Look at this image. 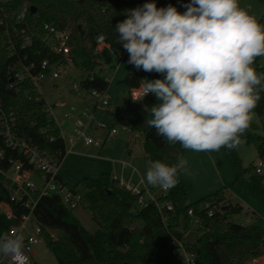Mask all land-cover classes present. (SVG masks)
Returning <instances> with one entry per match:
<instances>
[{
	"label": "trees",
	"instance_id": "trees-1",
	"mask_svg": "<svg viewBox=\"0 0 264 264\" xmlns=\"http://www.w3.org/2000/svg\"><path fill=\"white\" fill-rule=\"evenodd\" d=\"M24 1L36 7V24L46 21L58 29H70L71 54L76 66L82 70L81 87L106 91L109 79L103 75V70L113 69L115 56L125 51L122 43L117 42L118 34L114 29L118 22L127 19L125 13L131 9L130 5L124 0H17V3ZM260 1L264 4V0ZM189 2L169 0L181 13L186 11L183 5ZM257 21L264 25V14ZM100 34L111 44L112 51H95V40ZM36 44L41 47L39 42ZM29 52L32 56V51ZM36 58L54 59L55 56L42 48ZM259 58L253 67L258 74H264ZM14 59L0 40V100L14 111L18 134L42 151L58 156L62 162L66 154L65 140L59 126L45 110L46 101L36 100L35 93L27 98L24 93L8 87ZM103 64L107 68H103ZM120 82L127 88L139 87L137 72L127 73ZM259 94L261 99L253 111L261 115L264 111V88ZM155 99V95L150 93L145 102ZM92 111L97 120L111 130L116 126H126L131 132L141 133L145 155L152 162L160 161L172 166L178 155L185 156L186 149L181 144L174 146L166 137L159 136L156 129L149 127L148 117L128 118L100 106H94ZM242 139L254 143L258 156L264 160V124L260 126L251 121ZM225 151L236 169V182H247L264 199V174L257 172L256 164L243 166L239 147L234 150L225 148ZM11 158L29 166L23 154L7 149L6 158L0 160V168L8 169ZM57 179L69 185L61 174ZM179 180L176 187L158 196L160 200L173 203L174 209L168 211L167 222L163 221L153 201L140 207L137 196L108 172L98 179L84 177L74 186L69 185L80 195V205L91 212L98 225L96 231L85 229L73 215V209L66 207L57 194L42 196L33 212L43 228L44 241L59 264H145L151 258L156 259L157 264H170L172 255L168 242L172 237L182 240L186 249L195 254L196 264H251V260L264 255V228L257 223L242 224L232 220L233 215L244 210L243 204L226 199L223 190L188 203L184 174ZM2 203L11 207L14 217L6 216ZM206 203L209 206H205ZM190 209L193 210L191 215L188 213ZM209 209H213L212 215H208ZM28 212L29 208L13 199L0 172V234L8 233L9 228L18 224L21 216ZM196 219L199 222L194 226ZM54 229L62 232V236H52L51 230ZM190 230L196 231L197 239L193 245H188L185 239Z\"/></svg>",
	"mask_w": 264,
	"mask_h": 264
},
{
	"label": "clouds",
	"instance_id": "clouds-1",
	"mask_svg": "<svg viewBox=\"0 0 264 264\" xmlns=\"http://www.w3.org/2000/svg\"><path fill=\"white\" fill-rule=\"evenodd\" d=\"M179 12L155 0L126 10L118 22V43L128 64L163 79L142 80L134 101L149 93L160 103L145 111L149 127L184 149L213 152L237 149L261 99L264 74L253 67L264 57V25L239 0H190ZM187 160L177 156L168 166L149 161L147 184L170 190L186 172ZM20 232L0 234V254L10 264H30Z\"/></svg>",
	"mask_w": 264,
	"mask_h": 264
},
{
	"label": "built area",
	"instance_id": "built-area-1",
	"mask_svg": "<svg viewBox=\"0 0 264 264\" xmlns=\"http://www.w3.org/2000/svg\"><path fill=\"white\" fill-rule=\"evenodd\" d=\"M124 2L128 3L131 9H134L143 6L145 3L150 2V0H124ZM155 3L158 8L167 7L170 4L169 0H155ZM31 7L32 5L27 1L17 3V0H0V27L2 29L0 30V40L6 46L8 55L15 57L10 66L11 75L8 87L17 92L24 93L27 98L33 97V93H35L34 97L36 100L44 99L46 101L45 110H47L49 116L59 126L62 134L61 125L52 113V110L53 106L66 108L68 107V103L65 100H57L53 105H50L46 98V87L48 82L62 77L63 73L67 72L69 66L75 64L71 54V31L69 28L58 29L54 24L46 21L36 24L35 20L38 18V13L37 10L32 12ZM38 42L41 44V47L36 44ZM94 47L97 53H102L105 50L112 51L111 44L106 41L103 34L96 37ZM42 48L55 56V58L38 60L36 56L41 54ZM29 51H32V56ZM126 54L128 53L125 50L121 55L115 56L114 62L116 60L119 62ZM102 66L103 68H107L105 64ZM138 90L139 87L130 89V95L133 99H136L135 93ZM72 91L78 93L85 91L88 92V95L85 99L84 107L78 111L77 116L73 115V112H76L77 108L71 105L67 112L64 113V118L74 121L73 133L77 136L76 138L83 139L86 144L100 145V141L93 140L86 135V129L93 126L105 127L103 123L97 120L92 108L100 104H109V97L105 94V91L83 89L80 81L79 83H72ZM122 128L130 131L126 126H122ZM110 133L116 134L118 130L114 128ZM0 141V160L6 158V150L10 149L23 154L29 165L25 166L24 162L11 158L9 168L6 170L0 168V172L6 179L13 199L22 202L29 208V212L23 214L18 224L12 225L9 228L8 233L18 231L24 235L25 251L29 256L30 264H33V247L41 239L44 240L43 228L33 212L39 199L44 195L57 194L66 207L74 209L81 204V197L69 185L57 179L58 174H60L59 166L61 164L59 157L42 151L30 140L18 134L14 111L11 107L5 105L2 100H0ZM68 141L73 143L75 137L69 136ZM72 146L73 144L67 147L65 141L66 153L72 149ZM256 167L258 173H263L264 160H260L256 164ZM141 182L142 185L135 186L122 182L121 184L137 196V203L140 207L145 206L148 201H153L163 221L167 222L168 211L174 209L173 203L170 200H160L158 197L159 194L166 193L167 190L153 187L143 181ZM205 206H209V203H206ZM1 207L8 218L14 217L13 211L8 204L2 203ZM188 213L190 215L193 214V210L190 209ZM212 214L213 209H209L208 215ZM198 222L199 220L196 219L194 226ZM52 236L54 235L52 234ZM168 244L171 247L170 252L172 256L177 255L180 250H185L187 252V264H196L195 254L186 249V245L182 240L172 237ZM254 260L250 261L251 264H254ZM0 264H10V261L1 255Z\"/></svg>",
	"mask_w": 264,
	"mask_h": 264
},
{
	"label": "rangeland",
	"instance_id": "rangeland-1",
	"mask_svg": "<svg viewBox=\"0 0 264 264\" xmlns=\"http://www.w3.org/2000/svg\"><path fill=\"white\" fill-rule=\"evenodd\" d=\"M239 3L242 8L248 9L250 14L254 15L257 20L264 14V4L260 0H239ZM128 59L129 54H126L119 62L118 60L115 61V68L103 70V75L109 79L105 94L110 99L109 104L99 105L103 109L125 117H131L140 112V106L144 102L143 99L134 101L129 88L120 82L127 73L122 74V66L130 65L127 63ZM259 64L264 66V57L259 58ZM81 75V68L71 64L62 77L48 82L46 87V98L50 105H53L57 100H65L68 103L66 108L53 106L52 110L61 125L62 135L65 138L67 147L73 144L72 149L65 154L59 166V173L70 186H74L78 180L84 177L98 179L104 172L114 174L124 184L135 186L136 182L133 180L140 178V176L135 174L131 177L132 168L123 166L122 161L130 162L136 166L143 177L146 175L150 160L145 157L141 133L131 132L121 126H116L118 133L111 134V129L108 127L93 126L86 129V135L93 140L100 141V145L86 144L83 139L76 138L77 136L73 133L74 121L64 118V113L67 112L69 106L73 105L77 108L76 112H73V115L77 116L78 111L85 105L88 92L78 93L72 91V83H79ZM253 114L252 122L260 126L264 124V111L261 115L254 111ZM148 118L151 119L152 117L149 115ZM258 133H261V130H258ZM69 136L75 137L73 143L68 141ZM176 143H173V145L177 146ZM239 155L243 166L252 163L257 164L260 161L255 144L247 142L245 139H242L239 146ZM184 157L187 160V170L184 173V178L186 201L188 203L217 190H223L226 199L232 198L233 201H237L244 206L241 213L232 216L233 221L242 224L257 223L264 228V199L247 182H236V169L225 148L213 152H196L186 149ZM72 212L89 232L97 230L98 225L92 219L91 212L88 209L78 205ZM51 232L55 238L62 236V232L58 230L54 229ZM23 233L25 234V232ZM186 257L187 252L180 250L177 255L171 256L169 263L187 264ZM32 260L36 264H59L43 239L33 247ZM145 264H157V261L151 258Z\"/></svg>",
	"mask_w": 264,
	"mask_h": 264
},
{
	"label": "crops",
	"instance_id": "crops-1",
	"mask_svg": "<svg viewBox=\"0 0 264 264\" xmlns=\"http://www.w3.org/2000/svg\"><path fill=\"white\" fill-rule=\"evenodd\" d=\"M133 71L137 72V74H138L139 84H140V82L142 80H145V79H146L145 82H147V80L152 81V80H155V79H163L164 78V74H161V73H156V72L148 73V72H144L143 70H137L134 66H131V65H126L124 67L122 66V74L125 73V72L129 73V72H133ZM130 89L131 88H129V90ZM143 100H144V102L140 106L141 111L138 112V113H135L134 115H132L131 117H128V118L149 117V113L145 111V105H147L148 108H151L153 106H157L160 103V101H158L157 98L154 101H151V102H145V98H143ZM121 116H123V115H121ZM176 144L178 146L180 143L177 142ZM143 150H144V148H143ZM144 153H145V151H144ZM145 157H146V155H145ZM122 163H123V166H130L132 168L131 177L133 175H135V174H138L140 176V178L133 180V181L136 182V185H140V184L142 185V182L141 181H143L144 183L147 184L146 175L143 177L142 174L140 173L139 169L136 166H134L133 164H131L130 162H127V161H122ZM229 200H233V199L231 198ZM254 264H264V255L261 256V257H259V258H257V259H255L254 260Z\"/></svg>",
	"mask_w": 264,
	"mask_h": 264
},
{
	"label": "water",
	"instance_id": "water-1",
	"mask_svg": "<svg viewBox=\"0 0 264 264\" xmlns=\"http://www.w3.org/2000/svg\"><path fill=\"white\" fill-rule=\"evenodd\" d=\"M31 11L32 12H35L36 11V7L35 6H32L31 7ZM79 29H80V31H81V33H82V26L81 25H79ZM185 239H186V243L188 244V245H193L194 243H195V241H196V239H197V236H196V231H194V230H190L186 235H185ZM124 264H129V263H124Z\"/></svg>",
	"mask_w": 264,
	"mask_h": 264
}]
</instances>
